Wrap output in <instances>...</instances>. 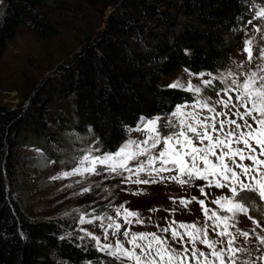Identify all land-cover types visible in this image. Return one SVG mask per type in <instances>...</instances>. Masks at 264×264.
Returning <instances> with one entry per match:
<instances>
[{
    "label": "trees",
    "instance_id": "16d2710c",
    "mask_svg": "<svg viewBox=\"0 0 264 264\" xmlns=\"http://www.w3.org/2000/svg\"><path fill=\"white\" fill-rule=\"evenodd\" d=\"M247 1L0 0V57L23 28L37 38L53 31L44 10L83 16L85 8H111L104 27L41 81L26 105L0 106V264H113L93 242L76 240L80 234L68 218L31 219L23 212L13 193L18 180L12 149H42L40 141L48 140L58 146L52 159L59 161L71 154L79 136L98 138L112 151L141 115H167L175 104H191L192 93L171 89L163 80L179 69H221L250 19ZM139 34L150 52L134 49L131 40ZM49 104H59L55 109L66 119L48 114L43 107ZM49 115L58 117L53 124L58 130L44 124ZM41 152L51 155L45 148Z\"/></svg>",
    "mask_w": 264,
    "mask_h": 264
},
{
    "label": "snow or ice",
    "instance_id": "6c2138e0",
    "mask_svg": "<svg viewBox=\"0 0 264 264\" xmlns=\"http://www.w3.org/2000/svg\"><path fill=\"white\" fill-rule=\"evenodd\" d=\"M258 19H264V0L256 5L254 16L241 27L244 39L240 54L245 60H233L234 67L216 74L186 68L185 72L196 77L203 87L192 80L185 83L180 79L168 85L193 94L190 111L185 110L189 107L187 104L180 103L170 108L167 115H141L135 127L126 131L145 133L143 140L129 136L109 151L103 149L97 138L78 150L71 168L50 178L53 181L80 178L65 185L67 188L101 176L136 185L171 180L181 186H194L197 180L205 181L198 186L205 199L195 195L170 198L174 205L185 209L192 202L198 203L203 224L199 220L184 223L173 219L166 221V226L157 225L158 232H134L131 226L143 224L144 217L139 210L128 209L127 202L115 208L114 216L96 214L95 209L89 213L74 208V219L80 225L99 221L103 229L101 237L81 227L82 234L76 240L93 242L96 251L111 257L115 264H253L243 258L252 256L253 252H260L257 258L264 260V46L256 53L255 37L246 31L251 25L255 32L264 33V29L253 24ZM210 87L216 90L215 99L202 94ZM200 112L207 115L201 118ZM88 132L91 134L92 129ZM77 139L82 138L77 136ZM205 188L226 189L229 195L210 199L211 192H205ZM91 190L90 183L81 187L78 194ZM206 200L215 207H208ZM168 211L174 213L176 208ZM240 216L251 221L250 229L238 226ZM117 217L123 224L117 222ZM123 225L129 227L121 231ZM20 234L23 238V232ZM110 236L114 239L110 240ZM59 239L64 240L65 235Z\"/></svg>",
    "mask_w": 264,
    "mask_h": 264
},
{
    "label": "rangeland",
    "instance_id": "374dc122",
    "mask_svg": "<svg viewBox=\"0 0 264 264\" xmlns=\"http://www.w3.org/2000/svg\"><path fill=\"white\" fill-rule=\"evenodd\" d=\"M256 5L253 0H248L246 3L245 9L250 19L255 14ZM110 9H102L101 6H94L90 9L85 8L87 13L83 16L79 11H76L74 16L70 13L67 16H59L54 11L44 10L42 14L49 25L53 26V31H49L43 38L33 36L26 28L21 29L8 42L0 57V106L13 109L20 103L26 105L25 98L34 93L35 87L46 77L52 75L59 65L64 64L72 54L78 51L84 41L94 38L96 33L104 27ZM144 23L146 27H151L145 19ZM253 24L259 25L264 29V19L254 20ZM246 31L250 36L255 37L256 49L254 51L258 53L259 47L264 46V33L255 32L251 25L247 27ZM134 39L131 40V43L134 44L136 51L142 53L150 52L146 48L142 34H139ZM243 39L244 32L241 31L239 42L230 53L227 63L213 74L234 67L232 64L233 60H245V56L240 54L243 48ZM177 79L185 83L188 80H192L194 84L203 87L200 85V81L196 77L189 76L185 72V69L175 71L163 80V84L168 86ZM217 87H219L218 84ZM202 94L205 97L216 98V90L211 87ZM192 103L187 104L189 107L185 109L186 111L191 110ZM58 105L49 104L43 108L45 111H48V114H54L64 120L66 119L64 118V113L59 109H55ZM200 115L202 118L207 113L200 112ZM49 118L51 119L49 123L44 122L46 127L52 130H58L57 126L53 125L54 122L59 124L58 117L49 115ZM129 136L132 139L143 140L145 133L128 132L127 138ZM94 141L92 138L80 139L75 144V148H73L71 154L63 156L59 161L52 159V156L56 154L58 146L54 142H48V140H41L40 147L47 149L49 154H51L49 156L43 155L41 152L43 148L31 149L15 147L12 149L16 162V176L18 180V184L13 187V193L15 192L14 198L18 200L23 212L28 217L31 219L68 218L72 222L73 230L79 232V229L83 227L103 237V229L100 228L99 221L93 224L80 225L74 219L76 214L72 213V209L81 208L89 213L95 209L96 214L103 215L107 213L110 216H114L115 208L127 202L125 206L128 209L139 210L144 217L143 224H133L131 226V230L134 232H158L157 225L161 227L166 226V221L173 219L177 222L184 223H194L199 220L203 224L204 217L198 203L192 202L185 209L178 204L174 205L170 198H190L195 195L199 199H205L200 195L198 188L205 181L197 180L194 182V186H181L171 180H164L156 184L136 185L131 183L121 184L119 178L113 179L111 176L107 178L101 176L91 177L89 180H83L80 185L67 188L65 185L73 183L76 179L80 178L73 177L68 180L57 181L50 179L59 172L71 168L73 166L72 158L78 154V150ZM155 151H158V149ZM49 161H55V163H50ZM61 161L64 163H61ZM245 163H248V161H245ZM162 175L170 176L173 173H163ZM141 178H144L143 175ZM90 183L92 185L90 192L83 195L78 194L81 187H86ZM133 192H137L138 194L133 195ZM205 192H211L210 199L218 195H229L226 189L205 188ZM205 203L208 207H215L208 200ZM173 208H176V211L170 213L168 210ZM152 209L155 210L150 211ZM65 213H69V215H65ZM149 217L151 219H148ZM116 219L117 222L123 224L120 218L117 217ZM239 219L240 223L238 226L241 229H250L252 227V223L247 217L240 216ZM107 222V220L104 221L105 224ZM127 227L129 226L123 225L121 231ZM79 234L82 233L79 232ZM158 234L164 235L163 233ZM120 238L123 239L122 236ZM109 239L113 240L114 238L110 236ZM104 242L107 243L108 241ZM253 245L258 246L256 242H253ZM197 246L207 251L204 246L199 244ZM260 255V252H253L252 256H244L243 258L252 261L253 264H264V260L257 258ZM113 264H115L114 261Z\"/></svg>",
    "mask_w": 264,
    "mask_h": 264
},
{
    "label": "bare ground",
    "instance_id": "6f19581e",
    "mask_svg": "<svg viewBox=\"0 0 264 264\" xmlns=\"http://www.w3.org/2000/svg\"><path fill=\"white\" fill-rule=\"evenodd\" d=\"M243 60V59H242Z\"/></svg>",
    "mask_w": 264,
    "mask_h": 264
}]
</instances>
